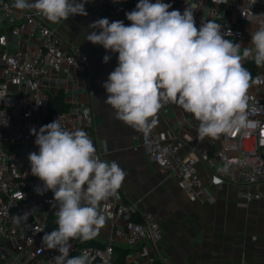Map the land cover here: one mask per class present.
<instances>
[{
	"label": "built area",
	"instance_id": "built-area-1",
	"mask_svg": "<svg viewBox=\"0 0 264 264\" xmlns=\"http://www.w3.org/2000/svg\"><path fill=\"white\" fill-rule=\"evenodd\" d=\"M191 1L177 0L173 4L171 0H164L172 5L169 11L176 9L181 13L191 6ZM199 1L210 4L211 16L223 9L241 21H252L256 12L255 0ZM92 2L101 8L107 5L112 15L121 14L117 0H89L85 7ZM138 2L132 3L128 12L134 10ZM13 3L14 0H0V264H49L59 254L56 250L42 249L44 233L52 231L51 221L57 220V209L52 206L53 193L49 190L43 195L37 194L34 189L43 182L31 174L30 164L15 155L12 148L21 144L31 152H38L30 129L35 127L39 131L41 126L59 116L67 129L85 131L103 160L97 145L91 101L69 97L71 104L66 111L51 113L48 94L47 82L54 79L64 82L67 94L72 89L84 90L86 81L79 79L75 72L89 65L90 56L62 37L57 28L47 24L36 12L18 10ZM221 33H227L225 38L237 43L244 37L240 27L223 28ZM246 95L247 118L257 122V126L233 128L220 134L214 156L208 144L195 145L194 156H184L181 138L164 141L154 133L143 136L142 147L148 158L173 174L190 198L203 197L207 187L215 183L220 187L224 182L238 186L240 206L263 197L256 186L264 182V67L256 66V80ZM171 105H165L162 111L167 113ZM133 139L140 141L139 136ZM216 160L223 163L222 168L216 165ZM199 162L211 174L202 177L197 167ZM25 214L27 220L17 223L14 216ZM102 214L106 223L94 244L72 248L70 257L86 251L93 258L92 264H116V246L131 248L141 243L145 244L147 254L157 253L162 230L156 214L142 212L136 203L126 202L120 189L105 200ZM151 261L154 264L155 261Z\"/></svg>",
	"mask_w": 264,
	"mask_h": 264
},
{
	"label": "clouds",
	"instance_id": "clouds-1",
	"mask_svg": "<svg viewBox=\"0 0 264 264\" xmlns=\"http://www.w3.org/2000/svg\"><path fill=\"white\" fill-rule=\"evenodd\" d=\"M115 2V0H114ZM89 0H14L18 10H35L50 23L75 15L87 16ZM164 0H139L123 21L99 18L89 24L86 40L118 53V64L102 87L104 101L115 118L142 132L145 137L158 123V113L176 104L199 122L198 138H217L233 128L249 129L257 122L247 118V89L251 73L242 60L264 67V23L252 31L249 46L226 39L215 20L197 28L194 11L171 10ZM257 17L264 14L256 15ZM241 49H243L241 54ZM111 56L105 55L108 63ZM38 152L28 155L31 174L43 185L35 191L53 193L58 227L45 232L42 249L59 254L49 264H92L85 251L70 257L71 240L96 237L106 223L100 203L115 196L127 173L117 162L101 160L82 129L69 130L57 119L30 129ZM17 223L24 216H14Z\"/></svg>",
	"mask_w": 264,
	"mask_h": 264
},
{
	"label": "crops",
	"instance_id": "crops-1",
	"mask_svg": "<svg viewBox=\"0 0 264 264\" xmlns=\"http://www.w3.org/2000/svg\"><path fill=\"white\" fill-rule=\"evenodd\" d=\"M117 1L121 7L119 16L110 14L107 5L101 8L94 2L85 7L87 16L75 15L55 24L38 15L47 24L57 28L62 37L83 48L90 56L89 65L75 72L79 79L86 81L84 90L72 89L67 94L64 82L54 79L47 82L50 86L48 94H62L64 104L68 106L71 104L69 97L91 101L97 145L103 160L117 162L127 173L120 188L124 200L136 203L142 212H152L158 216L162 239L157 253L147 254L144 243L126 247L130 249L126 264H151V260L164 264H264V182L256 186L263 197L247 206L239 205V188L231 182H224L220 187L215 183L206 188L203 197L190 198L173 174L148 158L142 147L144 134L116 119L115 110L104 102L108 94L102 84L117 66L118 53L92 44L86 40V35L91 31L89 24L99 18H108L109 22L121 20L125 25L131 23L125 14L129 6L138 0ZM171 2L176 4L177 0ZM210 7L207 2L191 1L190 8L194 11L197 28L202 22L211 19L221 25V30L240 27L244 31V37L238 41L242 47L249 46L250 33L264 23V16H256L264 14V0H255L256 12L252 21H241L235 14L223 9L211 16ZM105 55L111 56L108 63L103 62ZM249 61L253 60L245 62ZM158 120V125L150 133L159 135L164 141L181 138L184 141L181 150L184 156H194L192 148L195 145L208 144L211 156L219 148L218 137L198 138L196 129L199 122L176 104L169 106L167 113L161 108ZM134 136H139L140 141H135ZM135 147L138 149L135 150ZM216 165L223 167L220 160H216ZM197 167L202 177L211 174L201 162ZM229 173L230 170H227ZM104 203L102 201L98 209L101 213ZM94 241L96 237L87 241L75 239L70 243L75 248ZM100 241L104 242L103 239Z\"/></svg>",
	"mask_w": 264,
	"mask_h": 264
},
{
	"label": "trees",
	"instance_id": "trees-1",
	"mask_svg": "<svg viewBox=\"0 0 264 264\" xmlns=\"http://www.w3.org/2000/svg\"><path fill=\"white\" fill-rule=\"evenodd\" d=\"M234 42L237 43L235 40ZM243 66L251 73V76H252V82L250 83L251 85L256 80L255 63L253 61H249V62H245ZM50 108H51V113H56V112L66 111L69 108V106L64 104L63 95L59 94V95L50 97ZM56 221L57 220L51 221L53 230L58 227ZM88 244H94V242H90ZM115 252H116V262L115 263L116 264H126L127 263L126 258L130 252V249L122 247V246H116ZM129 264H132V263H129ZM154 264H164V263H162L161 261H155Z\"/></svg>",
	"mask_w": 264,
	"mask_h": 264
},
{
	"label": "water",
	"instance_id": "water-1",
	"mask_svg": "<svg viewBox=\"0 0 264 264\" xmlns=\"http://www.w3.org/2000/svg\"><path fill=\"white\" fill-rule=\"evenodd\" d=\"M12 151L15 155H17L18 157H20L21 159H23L24 161L30 164L28 160V155L29 153H31V151L29 150V148L21 144H15L12 148Z\"/></svg>",
	"mask_w": 264,
	"mask_h": 264
}]
</instances>
